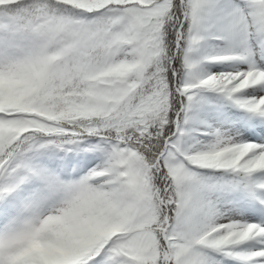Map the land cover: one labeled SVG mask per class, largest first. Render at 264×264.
Wrapping results in <instances>:
<instances>
[{"label":"snow or ice","instance_id":"1","mask_svg":"<svg viewBox=\"0 0 264 264\" xmlns=\"http://www.w3.org/2000/svg\"><path fill=\"white\" fill-rule=\"evenodd\" d=\"M0 264H264V0H0Z\"/></svg>","mask_w":264,"mask_h":264}]
</instances>
